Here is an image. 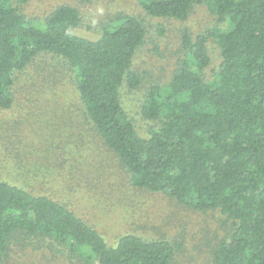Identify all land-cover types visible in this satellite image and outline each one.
I'll list each match as a JSON object with an SVG mask.
<instances>
[{"label":"trees","instance_id":"1","mask_svg":"<svg viewBox=\"0 0 264 264\" xmlns=\"http://www.w3.org/2000/svg\"><path fill=\"white\" fill-rule=\"evenodd\" d=\"M29 1L0 0V110L12 107L20 76L38 58L60 59L75 74L93 132L131 186L224 217L227 235L212 249V264H264V0H138L154 19L186 22L203 6L215 17L194 39L184 31L170 81L147 89L146 135L123 96L145 80L133 69L147 40L145 22L119 15L91 40L73 33L82 25L77 8L60 6L38 23L23 13ZM211 41L219 51L215 69ZM37 71L44 89L48 78ZM30 248L82 264H175L178 245L136 234L110 245L61 201L0 181V264Z\"/></svg>","mask_w":264,"mask_h":264},{"label":"rangeland","instance_id":"2","mask_svg":"<svg viewBox=\"0 0 264 264\" xmlns=\"http://www.w3.org/2000/svg\"><path fill=\"white\" fill-rule=\"evenodd\" d=\"M63 5L77 8L82 16L81 27L73 33L91 40L99 39L102 28L119 15L145 22L147 40L133 62L145 80L137 92L123 89V96L138 131L146 135L150 124L143 118L142 104L147 89L170 81L183 57L184 31L194 39L215 26V17L203 6L186 22L154 19L138 0H30L22 10L39 23ZM209 50L215 69L219 51L212 41ZM37 70L44 71L49 90L42 89L45 80ZM75 82L73 71L53 56L38 58L20 76L12 107L0 110V181L61 201L110 245L126 234L165 237L178 245L175 264H212V249L227 235L221 223L226 219L218 213H194L163 194L136 191L93 132ZM10 264L82 263L49 248H30L16 253Z\"/></svg>","mask_w":264,"mask_h":264}]
</instances>
